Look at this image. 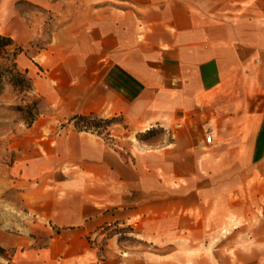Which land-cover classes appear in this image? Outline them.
Wrapping results in <instances>:
<instances>
[{
	"label": "crops",
	"instance_id": "1",
	"mask_svg": "<svg viewBox=\"0 0 264 264\" xmlns=\"http://www.w3.org/2000/svg\"><path fill=\"white\" fill-rule=\"evenodd\" d=\"M116 1L66 8L38 55L54 113L27 127L14 169L39 229L0 264H177L163 257L198 252L215 220L216 172L222 221L238 186L264 195V0ZM77 114L120 116L110 135L126 151Z\"/></svg>",
	"mask_w": 264,
	"mask_h": 264
},
{
	"label": "rangeland",
	"instance_id": "2",
	"mask_svg": "<svg viewBox=\"0 0 264 264\" xmlns=\"http://www.w3.org/2000/svg\"><path fill=\"white\" fill-rule=\"evenodd\" d=\"M110 3L118 2L116 0H0V31L5 34L7 30L10 31L11 36L23 46L24 49L20 54L23 60L29 62L30 67H25L24 64L19 66L28 69V75L34 84L31 92H19L11 85H7L0 92V247L2 248L0 261L5 262L14 254L17 249L14 243L16 235L37 237L39 229L37 221L24 203L22 185L14 169L21 155L22 138L26 136V129L29 126L16 106L26 104L33 98H41V110L38 116L54 113L50 103L38 91V79L49 69L46 61L39 60V53L55 41L58 37L57 32L66 24V8H70L68 14L72 16L74 8L79 5L86 6L87 10H94L95 7ZM120 121L122 118L116 116V120L108 126L102 124L96 128L84 121H80L78 126L98 131L108 141L118 142L115 136L110 135L112 133L110 128L113 126L121 128L117 125ZM173 127L175 128L173 124L168 127L159 126L156 133L172 134ZM124 136L132 142H137L140 138L138 133L129 134L125 130ZM215 176L218 195L222 196L223 178L226 174L220 169ZM234 178L237 179L238 174ZM228 195L237 202L231 207L229 218L224 221L219 218L223 212L220 196L219 202L214 207L215 220L207 227L206 236L199 238V251L168 253L163 257L166 258L167 263L176 260L177 264H264V195L256 199L252 188L241 189L239 186ZM240 199L243 201L242 211L248 215L253 214L252 220L243 221L234 213L239 211ZM255 214H258L259 219H256ZM110 227L109 225L105 228ZM121 228L126 229V227ZM122 236L126 237L124 234ZM154 257L158 256L151 254V258Z\"/></svg>",
	"mask_w": 264,
	"mask_h": 264
},
{
	"label": "trees",
	"instance_id": "3",
	"mask_svg": "<svg viewBox=\"0 0 264 264\" xmlns=\"http://www.w3.org/2000/svg\"><path fill=\"white\" fill-rule=\"evenodd\" d=\"M23 49V46L11 35L0 32V92L7 85L13 86L19 92H31L33 90L34 84L28 75V69H22L18 64V56ZM16 108L23 114L28 125H31L40 114L41 98H33L26 104L17 105ZM72 119H75L78 125L80 121H84L97 128L102 124L108 126L116 120V116L108 118L96 114H77ZM153 133L155 132L140 133L139 137L147 138Z\"/></svg>",
	"mask_w": 264,
	"mask_h": 264
},
{
	"label": "built area",
	"instance_id": "4",
	"mask_svg": "<svg viewBox=\"0 0 264 264\" xmlns=\"http://www.w3.org/2000/svg\"><path fill=\"white\" fill-rule=\"evenodd\" d=\"M206 140H207L208 143L213 142V136H212L211 133L207 134ZM109 144H110L111 147H113L115 149H118L120 151H126V148L123 145H121L118 142H116L115 140H110Z\"/></svg>",
	"mask_w": 264,
	"mask_h": 264
}]
</instances>
